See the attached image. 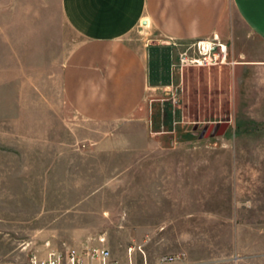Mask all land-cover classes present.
Masks as SVG:
<instances>
[{
  "label": "rangeland",
  "instance_id": "1",
  "mask_svg": "<svg viewBox=\"0 0 264 264\" xmlns=\"http://www.w3.org/2000/svg\"><path fill=\"white\" fill-rule=\"evenodd\" d=\"M62 40L61 0H0V264L99 236L113 264L264 248V64L239 63L260 44L216 46L207 64L156 49L152 82L167 57L170 84L148 89L143 118L98 123L64 99Z\"/></svg>",
  "mask_w": 264,
  "mask_h": 264
},
{
  "label": "crops",
  "instance_id": "2",
  "mask_svg": "<svg viewBox=\"0 0 264 264\" xmlns=\"http://www.w3.org/2000/svg\"><path fill=\"white\" fill-rule=\"evenodd\" d=\"M61 20L62 93L67 105L90 122L143 118L148 89L170 84L173 62L167 57L163 77L152 82L156 49L172 54L179 45L191 48L201 41V48L206 43L223 48L226 57L229 47L231 54L248 55L260 44L257 58L232 62L264 64V0H61ZM237 243L222 264L263 259L261 241L259 248H245L243 239ZM218 263L178 256L165 264Z\"/></svg>",
  "mask_w": 264,
  "mask_h": 264
},
{
  "label": "built area",
  "instance_id": "3",
  "mask_svg": "<svg viewBox=\"0 0 264 264\" xmlns=\"http://www.w3.org/2000/svg\"><path fill=\"white\" fill-rule=\"evenodd\" d=\"M195 45L198 57L186 58L185 53H183L180 57L181 62L190 59L196 64H207V55L211 51V47L207 49V54H203L205 51L201 48V41L195 42ZM221 52H223V48H221ZM199 58H201L200 61ZM26 264H113V262L111 252L105 243V237L99 236L95 244L32 251L27 256Z\"/></svg>",
  "mask_w": 264,
  "mask_h": 264
},
{
  "label": "water",
  "instance_id": "4",
  "mask_svg": "<svg viewBox=\"0 0 264 264\" xmlns=\"http://www.w3.org/2000/svg\"><path fill=\"white\" fill-rule=\"evenodd\" d=\"M229 120L217 121L204 125L199 133V137H213L223 135L228 128Z\"/></svg>",
  "mask_w": 264,
  "mask_h": 264
},
{
  "label": "bare ground",
  "instance_id": "5",
  "mask_svg": "<svg viewBox=\"0 0 264 264\" xmlns=\"http://www.w3.org/2000/svg\"><path fill=\"white\" fill-rule=\"evenodd\" d=\"M209 43H206V45H205V47H204V49H206V51L205 52H203V54H207V49H209ZM211 59V58H210ZM201 60V58H199V61Z\"/></svg>",
  "mask_w": 264,
  "mask_h": 264
}]
</instances>
